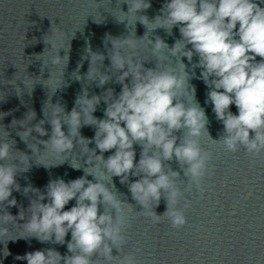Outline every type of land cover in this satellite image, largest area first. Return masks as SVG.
<instances>
[{
	"label": "clouds",
	"instance_id": "9594fccd",
	"mask_svg": "<svg viewBox=\"0 0 264 264\" xmlns=\"http://www.w3.org/2000/svg\"><path fill=\"white\" fill-rule=\"evenodd\" d=\"M124 3L128 9L127 12L121 9L123 15L118 22H124L128 14H135L147 31L141 38L106 37L112 50L107 52L111 74L99 69L97 86L111 82L114 69L118 73L115 83L122 86L120 93L115 94L114 89L108 88L103 95L89 97L85 88L70 112L55 104L50 121L41 119L33 127L17 132L34 154L40 151L38 144L30 147L27 138L33 131L41 137L49 135L44 128L47 122L51 133L48 140H40L44 149L64 155L80 144L87 155V166L82 167L71 159L74 169L83 168L84 175L80 178L68 182L62 178L51 180L44 192L31 185L23 188L25 196L29 193L35 196L30 199L28 208L21 207L18 217L6 210L0 214L4 224L26 220L22 224L26 235L14 239H6L9 229L0 227L5 257L10 255L9 240L34 237L42 243L64 245L70 233L67 254L63 256L55 249H46L15 259L26 260L27 264H139L134 254L124 252L128 213L135 210L132 204L117 198V190L112 191L116 189L113 177L127 184L132 199L142 208L139 215L153 224L166 218L173 229H179L187 223L184 209L190 206L185 200L183 208L178 207L184 193L193 186L201 190L203 178L212 173L211 154L199 142L203 133L227 152L236 153L242 148L252 157L264 153V7L260 6L264 0H165L160 14L153 20L138 15L151 7L150 0H124ZM177 27L181 38L171 47L159 36L153 41L147 35L156 29H164L171 35ZM144 39L148 40V47L151 45L154 67H145L150 60L137 55ZM88 52L90 65L86 78L93 82L97 81L98 70L92 65L100 62L104 66L106 57L90 48ZM194 55L198 57L195 67L202 70L201 78L209 88L206 102L213 105L216 119L224 126L219 139L210 137L208 117L195 101V88H190L191 76L182 58L186 57L191 63ZM63 58L58 54L52 63L57 64ZM76 79L82 77L77 74ZM13 83L16 85V81ZM102 100L106 104L104 118L97 119L93 113ZM233 104L238 115L230 111ZM62 113L66 120L61 118ZM2 114L3 120L9 113ZM43 115H46L44 111ZM35 118V111H31L24 119L33 121ZM64 125H67V133L62 130ZM83 126L95 128L94 148L88 147L93 140L81 136ZM4 131L9 137L10 133ZM178 132L182 135L178 136ZM12 141L15 145V140ZM134 145L141 148L138 163ZM12 149L13 144L0 142V205H5L4 208L17 206L12 193L19 192L21 186L16 177L30 168L29 156L18 150L23 153L17 160L19 163H5ZM113 149V154L105 158L104 153ZM172 161L178 164L180 171L173 170ZM22 164L27 166L21 167ZM181 171L187 181L183 190L176 182ZM130 177L137 179L133 182ZM162 198L166 211L158 215L155 208ZM45 199L47 203L43 202ZM72 200L75 205L65 210Z\"/></svg>",
	"mask_w": 264,
	"mask_h": 264
},
{
	"label": "water",
	"instance_id": "95a60500",
	"mask_svg": "<svg viewBox=\"0 0 264 264\" xmlns=\"http://www.w3.org/2000/svg\"><path fill=\"white\" fill-rule=\"evenodd\" d=\"M230 111L238 115L234 104ZM223 132L214 116L210 137ZM203 149L211 154L212 173L201 190L186 192L180 208L190 202L187 223L171 227L154 264H264V153L227 152L209 136Z\"/></svg>",
	"mask_w": 264,
	"mask_h": 264
}]
</instances>
